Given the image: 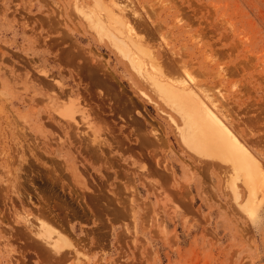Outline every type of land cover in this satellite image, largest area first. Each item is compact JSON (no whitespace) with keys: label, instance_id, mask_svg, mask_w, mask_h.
Returning <instances> with one entry per match:
<instances>
[{"label":"rangeland","instance_id":"1","mask_svg":"<svg viewBox=\"0 0 264 264\" xmlns=\"http://www.w3.org/2000/svg\"><path fill=\"white\" fill-rule=\"evenodd\" d=\"M106 2L264 166V0ZM71 3L0 0V264H264V180L234 200Z\"/></svg>","mask_w":264,"mask_h":264},{"label":"bare ground","instance_id":"2","mask_svg":"<svg viewBox=\"0 0 264 264\" xmlns=\"http://www.w3.org/2000/svg\"><path fill=\"white\" fill-rule=\"evenodd\" d=\"M71 6L73 13L75 12L86 27L93 31L97 39L106 41L116 55L120 56L155 94V98H158L161 104L163 102L167 109L170 108L168 121L174 126L182 146L195 156L207 159L205 163L209 161L217 163L220 167L229 166L233 176L231 180V176L229 177L230 182L227 181V185L232 191L233 199L238 200L240 197L239 187L236 185L238 180H241L244 188L250 193L249 201L252 200L250 197H256L257 185L264 180V166L245 143L244 138L236 133L233 125L223 116L217 99L218 104L215 99H210L209 95H206L205 100L192 87L189 82L191 79L187 81L188 78L186 77V80L180 72L177 77L166 74L158 58L143 45L145 42L140 40V35L134 31V24H130V16L127 18L129 14H125L127 11L125 12L123 6L117 5L116 8V4H108L106 0H72ZM141 93L152 101L146 92ZM72 109H67L71 113L65 110L61 115L74 120L75 111ZM83 115L86 119V115ZM242 207L251 216L255 215L256 210L249 211L248 205ZM45 227L49 229L45 224L39 226L43 230ZM46 231L49 232L47 229ZM38 235L51 246L54 253L58 254L65 248L61 237L53 240L45 232H38Z\"/></svg>","mask_w":264,"mask_h":264}]
</instances>
